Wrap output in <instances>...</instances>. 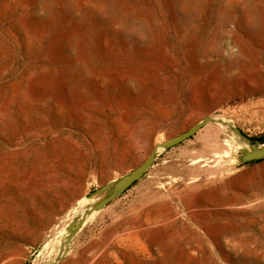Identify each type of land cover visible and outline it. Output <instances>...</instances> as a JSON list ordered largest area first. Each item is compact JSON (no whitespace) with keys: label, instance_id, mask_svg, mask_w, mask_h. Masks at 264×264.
I'll return each mask as SVG.
<instances>
[{"label":"rangeland","instance_id":"obj_1","mask_svg":"<svg viewBox=\"0 0 264 264\" xmlns=\"http://www.w3.org/2000/svg\"><path fill=\"white\" fill-rule=\"evenodd\" d=\"M263 135L264 0H0V264H264Z\"/></svg>","mask_w":264,"mask_h":264},{"label":"water","instance_id":"obj_2","mask_svg":"<svg viewBox=\"0 0 264 264\" xmlns=\"http://www.w3.org/2000/svg\"><path fill=\"white\" fill-rule=\"evenodd\" d=\"M209 118L203 119L201 122L191 127L187 131L163 142L160 147L169 149L174 147L183 141L191 138L206 122ZM264 147V145H263ZM156 155V149H154L151 154L144 160V162L138 166L136 169L131 171L128 175L123 176L117 183L114 184V188L117 192H122L130 187L135 181H137L153 164ZM246 161H254L264 158V148L256 151H252L245 155Z\"/></svg>","mask_w":264,"mask_h":264},{"label":"trees","instance_id":"obj_3","mask_svg":"<svg viewBox=\"0 0 264 264\" xmlns=\"http://www.w3.org/2000/svg\"><path fill=\"white\" fill-rule=\"evenodd\" d=\"M248 141L253 145L264 144V135L256 139H248Z\"/></svg>","mask_w":264,"mask_h":264},{"label":"bare ground","instance_id":"obj_4","mask_svg":"<svg viewBox=\"0 0 264 264\" xmlns=\"http://www.w3.org/2000/svg\"><path fill=\"white\" fill-rule=\"evenodd\" d=\"M215 119V118H214ZM121 125V124H120ZM262 148H264L263 146H261V147H258V148H253V151H256V150H260V149H262ZM249 152H252V151H249ZM71 234V233H70Z\"/></svg>","mask_w":264,"mask_h":264}]
</instances>
